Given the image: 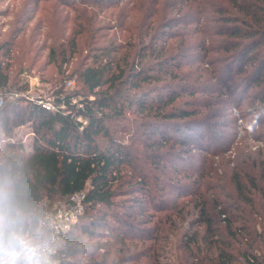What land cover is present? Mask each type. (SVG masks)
Returning a JSON list of instances; mask_svg holds the SVG:
<instances>
[{"label": "trees", "instance_id": "trees-1", "mask_svg": "<svg viewBox=\"0 0 264 264\" xmlns=\"http://www.w3.org/2000/svg\"><path fill=\"white\" fill-rule=\"evenodd\" d=\"M56 1L76 11L70 56L79 45L87 51L73 69L82 86L58 90L56 111L25 100L0 107V130L12 135L31 122L36 132L31 151L22 141L0 145V182L44 236L42 222L56 209L54 202L67 204L84 192L85 212L65 234L57 262L81 263L73 258L91 247H108L99 256L92 252L91 263L121 264L108 259L113 245L92 246L85 237L101 236L107 218H119L121 197L146 207L166 190L161 175L175 168L184 178L192 174L173 152L202 149L210 122L199 115L219 100L215 96L249 98L264 112V0ZM105 31L112 32V40L104 39ZM5 47L9 53L10 42ZM9 80L0 64V88H11ZM260 125L264 136V116L254 127ZM121 134H128L131 144ZM152 169L160 171L153 178ZM255 170L232 168V191L219 186L228 191L223 199L203 200L202 187H210L199 176L191 199L158 209L173 221L186 209L192 214L181 240L183 264H264V162ZM180 189L182 197L187 189ZM154 230L161 232V222ZM148 237L158 241L160 235ZM115 239L126 242L124 236ZM155 243L125 256L122 264H140L144 257L146 264H161Z\"/></svg>", "mask_w": 264, "mask_h": 264}, {"label": "rangeland", "instance_id": "rangeland-1", "mask_svg": "<svg viewBox=\"0 0 264 264\" xmlns=\"http://www.w3.org/2000/svg\"><path fill=\"white\" fill-rule=\"evenodd\" d=\"M165 1L160 0V3L163 4ZM75 15L74 9L56 0H0V64L9 74L11 87L3 91L28 90L30 94L52 98L58 106L56 103L58 90L62 88L64 92H71L81 89L82 83L73 69L86 56L87 51L79 45V50L70 56L74 50L70 47V40L74 33L72 21ZM101 32L102 30L99 31V35ZM104 35L106 36L104 39L109 41L113 38L112 32L105 31ZM9 42L10 52L5 53L6 43ZM53 48L54 54L51 52ZM67 58L70 61L63 63ZM215 98L219 100L214 102L213 107L203 110L202 115H199L210 122L208 128L204 129L205 137L200 140L203 141L202 149L177 147L173 152L177 155L175 161H178L179 165L182 163L181 166L191 170L192 174L188 173L184 178L175 168L170 170V173L161 175L160 178L165 179L162 180V186L165 185L166 190L157 195L154 204L146 207H134V201L129 196L121 197L119 200L122 201L119 202L124 207L116 209L119 218H107V228L99 227L101 236L90 239L85 237L84 240H89L92 246L97 242L113 245L109 252L110 262L117 261L122 264L125 256L139 253L156 241L153 245L154 251L161 264H183L184 251L181 240L187 229V220L192 218V214L186 209L182 216L173 217V221L163 216L164 211L159 212L158 209L160 207L171 209L165 207L180 206L186 199H191L193 195L190 189L196 179L201 180L199 176H202L205 179L202 181L208 183L210 187V189L202 187V192L206 190L203 200L226 198L225 193L228 191L224 192L219 186L224 185L226 190L232 191L230 180L232 168L240 165L242 168L246 167L249 173L256 174L257 170L252 173L253 169H257L264 162V136H260L263 128L261 125L254 127L255 121L264 116L263 108H256L259 103L251 104L249 98L241 102L239 95L234 98L227 95ZM13 101L16 100H10L7 104ZM78 101L79 97H76L73 102ZM78 119L86 123L84 118ZM121 136L124 137L126 144H131L128 134ZM35 137L33 124L29 122L16 127L12 135L0 130V145L4 146L9 141H22L27 150L31 151ZM211 140L214 141L212 147L209 145ZM165 149L172 148L168 146ZM178 158L182 160L179 161ZM149 167L150 165H146L147 170ZM156 173L160 171L152 169L151 177H155ZM181 187H186L187 192L179 197ZM65 205L67 204L64 200H56L53 207ZM101 213L99 212L98 216ZM78 222L79 220L74 225H78ZM160 222L162 230L158 233L154 227ZM148 228H152L149 229V233ZM150 233L154 236L160 235L158 241L149 238ZM116 235L124 236L126 242L116 240ZM107 249L109 248L91 247L88 249L90 253L87 250L73 260L82 259L81 263L77 264H90L93 260L90 256L92 252L99 256L98 254L106 252ZM259 253L262 252L258 251ZM148 260L149 257H144L140 264H146Z\"/></svg>", "mask_w": 264, "mask_h": 264}, {"label": "clouds", "instance_id": "clouds-1", "mask_svg": "<svg viewBox=\"0 0 264 264\" xmlns=\"http://www.w3.org/2000/svg\"><path fill=\"white\" fill-rule=\"evenodd\" d=\"M52 241L33 226L14 203L8 185L0 182V264H54Z\"/></svg>", "mask_w": 264, "mask_h": 264}, {"label": "built area", "instance_id": "built-area-1", "mask_svg": "<svg viewBox=\"0 0 264 264\" xmlns=\"http://www.w3.org/2000/svg\"><path fill=\"white\" fill-rule=\"evenodd\" d=\"M10 100L32 101V103L48 111H56L58 109V106H56L52 98L36 96L30 94L28 90L15 89L12 91H3L0 88V107L7 104ZM85 196L86 194L84 192L73 195L67 205L50 212L42 222V228L46 232L45 237L51 240L53 244L54 251L52 260L54 264H59L55 257L64 243L65 234L71 230L72 226L85 212Z\"/></svg>", "mask_w": 264, "mask_h": 264}]
</instances>
